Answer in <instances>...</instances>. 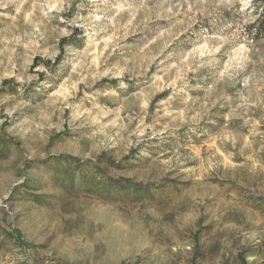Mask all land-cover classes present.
Wrapping results in <instances>:
<instances>
[{
  "label": "clouds",
  "instance_id": "9594fccd",
  "mask_svg": "<svg viewBox=\"0 0 264 264\" xmlns=\"http://www.w3.org/2000/svg\"><path fill=\"white\" fill-rule=\"evenodd\" d=\"M0 177V264H264V0H0Z\"/></svg>",
  "mask_w": 264,
  "mask_h": 264
},
{
  "label": "rangeland",
  "instance_id": "374dc122",
  "mask_svg": "<svg viewBox=\"0 0 264 264\" xmlns=\"http://www.w3.org/2000/svg\"><path fill=\"white\" fill-rule=\"evenodd\" d=\"M39 60V58H37ZM7 83V81H5ZM167 95V92L161 93L160 96ZM160 97L158 96L157 99ZM58 169L61 168V166H57ZM7 178L0 177V181H3ZM31 227L35 230H39L40 224L39 222H34ZM0 235H3L4 240L0 241V249L7 248L9 245L12 246H19V247H30L31 245L26 243L27 237L23 236L20 232H16L15 236L12 233H8L0 229ZM20 240V242H19Z\"/></svg>",
  "mask_w": 264,
  "mask_h": 264
},
{
  "label": "trees",
  "instance_id": "16d2710c",
  "mask_svg": "<svg viewBox=\"0 0 264 264\" xmlns=\"http://www.w3.org/2000/svg\"><path fill=\"white\" fill-rule=\"evenodd\" d=\"M19 242H20V240H19Z\"/></svg>",
  "mask_w": 264,
  "mask_h": 264
}]
</instances>
